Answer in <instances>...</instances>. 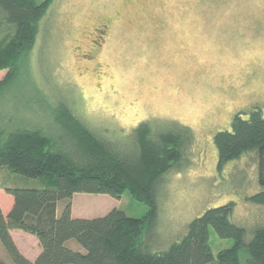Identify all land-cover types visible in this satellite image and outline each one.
Here are the masks:
<instances>
[{"label": "rangeland", "instance_id": "1", "mask_svg": "<svg viewBox=\"0 0 264 264\" xmlns=\"http://www.w3.org/2000/svg\"><path fill=\"white\" fill-rule=\"evenodd\" d=\"M31 53L28 84L42 90L47 103L66 102L102 138L128 147L142 121L154 130L188 127L180 162L158 184L154 233L163 237L157 247L178 239L208 208L230 201L236 203L237 224H264V205L245 200L261 189L256 153L219 171L214 143L216 132L231 129L237 112L264 110V0H53ZM6 72L0 70V80ZM35 89L25 85L19 91L38 98ZM7 185L42 186L0 165L5 215L14 202ZM75 195L74 217L92 218L114 207L132 216L147 210L128 191L120 199ZM17 230L11 234L22 254L39 255L37 237ZM210 242L216 257L233 240L211 228ZM71 247L84 250L75 240ZM0 256L13 264L1 240Z\"/></svg>", "mask_w": 264, "mask_h": 264}, {"label": "trees", "instance_id": "2", "mask_svg": "<svg viewBox=\"0 0 264 264\" xmlns=\"http://www.w3.org/2000/svg\"><path fill=\"white\" fill-rule=\"evenodd\" d=\"M52 1L0 0V24L8 29L0 39V70H7L0 80V165L42 184L5 187L14 202L6 215L0 205V240L13 264H264V224H237L234 201L208 208L178 239L157 247L163 237L154 233L158 184L180 162L190 139L188 127L154 130L142 121L124 147L96 134L63 100L47 103L42 90L28 84V69L40 21ZM25 85L39 91L38 98L22 95ZM214 143L219 171L244 154L256 153L261 189L245 200L264 205V110L256 106L249 113L237 112L231 129L216 132ZM126 191L147 206L143 215L114 207L92 218L72 216L76 193L120 199ZM60 201L64 205L58 212ZM211 228L233 240L216 257ZM13 229L38 238L42 250L34 260L19 250ZM72 240L84 250L71 247ZM0 264L9 263L0 256Z\"/></svg>", "mask_w": 264, "mask_h": 264}, {"label": "crops", "instance_id": "3", "mask_svg": "<svg viewBox=\"0 0 264 264\" xmlns=\"http://www.w3.org/2000/svg\"><path fill=\"white\" fill-rule=\"evenodd\" d=\"M77 194V193H76ZM75 195V194H74ZM76 196V195H75ZM75 196L73 197V199L75 198ZM12 197V196H11ZM13 198V197H12ZM7 210V209H6ZM61 209H59V211H60ZM58 211V212H59ZM73 211L75 212V207L73 208ZM105 214V213H104ZM99 216V215H98ZM87 218H90L89 216L87 217ZM12 233H14V232H18V230L17 229H13L12 231H11ZM15 233V234H16ZM20 234H23V233H20ZM30 233H28V235H29ZM38 239V238H37ZM38 244H39V240H38ZM39 246H40V244H39ZM39 250V252H40V250H41V246H40V249H38ZM30 253V251H28V252H26V253H24L25 254V256H29L28 254ZM37 256H38V254H37ZM36 255H34V257H28L30 260H34L36 257H37Z\"/></svg>", "mask_w": 264, "mask_h": 264}, {"label": "flooded vegetation", "instance_id": "4", "mask_svg": "<svg viewBox=\"0 0 264 264\" xmlns=\"http://www.w3.org/2000/svg\"><path fill=\"white\" fill-rule=\"evenodd\" d=\"M96 41V40H95Z\"/></svg>", "mask_w": 264, "mask_h": 264}]
</instances>
